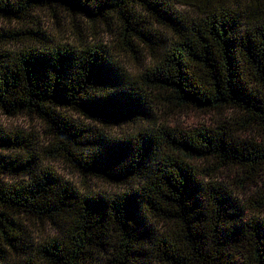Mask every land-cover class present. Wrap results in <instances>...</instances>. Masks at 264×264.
I'll return each instance as SVG.
<instances>
[{"label": "trees", "instance_id": "trees-1", "mask_svg": "<svg viewBox=\"0 0 264 264\" xmlns=\"http://www.w3.org/2000/svg\"><path fill=\"white\" fill-rule=\"evenodd\" d=\"M0 18V111L51 140L0 128V264H264V0H0ZM189 109L216 125L165 122Z\"/></svg>", "mask_w": 264, "mask_h": 264}, {"label": "rangeland", "instance_id": "rangeland-1", "mask_svg": "<svg viewBox=\"0 0 264 264\" xmlns=\"http://www.w3.org/2000/svg\"><path fill=\"white\" fill-rule=\"evenodd\" d=\"M180 8L185 12L188 11V8H185V7H180ZM42 15H44V14L42 13ZM45 15L48 16L49 14H47V12H46ZM60 18L63 19V17H60ZM44 20H46L48 22V25L51 24L54 27L53 30H55L56 25L52 19V16H50L48 18H44ZM67 20H68V22H70L69 16H68ZM4 24H5V21L0 18V27H4ZM59 33L60 32L56 31L54 34L56 36H58ZM70 35H72V34L70 33ZM66 36H68V35H66ZM126 64L132 68L137 67L134 59H129L126 62ZM72 115L76 118L78 117L75 114H72ZM216 116L217 115L214 113L210 114L209 112L208 113L207 112H199V111L190 110V109L183 111L181 114L174 113V114L164 115V117L166 119L165 122H168L169 125L180 126L182 128L183 127L189 128L191 126H198L200 124H205L208 126H215L216 125L215 120H216V118H218ZM0 128L5 129L7 131L19 130V131H22L23 133H26V134L35 135L36 136L35 140L39 142L38 143L39 145L48 146L49 142L51 141L50 135L46 131V127H45L44 123L41 120H39L36 117L29 115V114H18L15 116H6L0 111ZM112 129H114L118 132V130L121 131L123 128L121 129L119 127H114ZM43 164H45L46 166H53L65 178H67L68 180L77 184L80 187H84V185H90L92 187L96 186V187L101 188V189L114 190V187L107 186V184H105L101 180L83 177L78 172L71 170V168L68 167L69 165L62 160H59V161L44 160ZM221 179H222V181H225L227 183H230V182L232 183L233 176L229 172H225V173H223V176L221 177ZM234 189L237 190V187L235 188V186H234ZM245 189L247 191L246 195L248 196V195H251L252 193L254 194L258 190V187L256 188L254 186L253 187L247 186Z\"/></svg>", "mask_w": 264, "mask_h": 264}]
</instances>
